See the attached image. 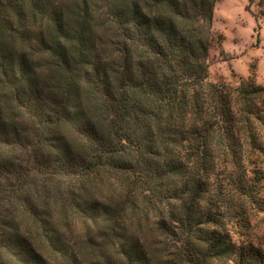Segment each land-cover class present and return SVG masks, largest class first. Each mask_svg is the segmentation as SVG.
I'll use <instances>...</instances> for the list:
<instances>
[{"label":"trees","instance_id":"trees-1","mask_svg":"<svg viewBox=\"0 0 264 264\" xmlns=\"http://www.w3.org/2000/svg\"><path fill=\"white\" fill-rule=\"evenodd\" d=\"M216 2L0 0V264H264V87L208 80Z\"/></svg>","mask_w":264,"mask_h":264},{"label":"rangeland","instance_id":"rangeland-1","mask_svg":"<svg viewBox=\"0 0 264 264\" xmlns=\"http://www.w3.org/2000/svg\"><path fill=\"white\" fill-rule=\"evenodd\" d=\"M213 29L208 80L237 85L253 78L264 87V0H217Z\"/></svg>","mask_w":264,"mask_h":264}]
</instances>
